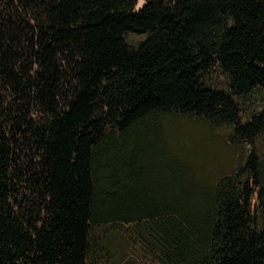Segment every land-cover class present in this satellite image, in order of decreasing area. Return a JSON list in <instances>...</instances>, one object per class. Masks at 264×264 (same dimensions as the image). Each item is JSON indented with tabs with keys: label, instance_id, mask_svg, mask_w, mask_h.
<instances>
[{
	"label": "trees",
	"instance_id": "trees-1",
	"mask_svg": "<svg viewBox=\"0 0 264 264\" xmlns=\"http://www.w3.org/2000/svg\"><path fill=\"white\" fill-rule=\"evenodd\" d=\"M137 4L0 0V264H264V0ZM181 115L243 160L149 152Z\"/></svg>",
	"mask_w": 264,
	"mask_h": 264
},
{
	"label": "rangeland",
	"instance_id": "rangeland-1",
	"mask_svg": "<svg viewBox=\"0 0 264 264\" xmlns=\"http://www.w3.org/2000/svg\"><path fill=\"white\" fill-rule=\"evenodd\" d=\"M144 0H138L140 8ZM214 81L223 84L224 78L218 74ZM175 121L165 122L161 125V132L165 136V143L149 152L155 154L171 155L181 165L186 164L192 168V175L199 185H211L221 175L229 173L236 164L243 160L248 145H233L228 141L227 127L213 126L208 121L190 116H177ZM259 150L264 153V139L258 143ZM156 162V167H158ZM256 202L254 197L253 203ZM125 241L119 233H113L109 245L117 258L124 262L123 252L120 250ZM133 261V260H132ZM133 264H138L135 260ZM148 264H156L154 262Z\"/></svg>",
	"mask_w": 264,
	"mask_h": 264
}]
</instances>
